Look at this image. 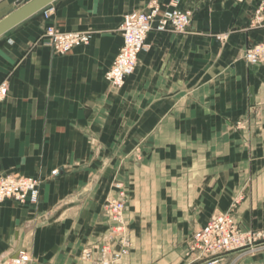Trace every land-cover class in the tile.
I'll return each mask as SVG.
<instances>
[{
    "label": "crops",
    "instance_id": "crops-1",
    "mask_svg": "<svg viewBox=\"0 0 264 264\" xmlns=\"http://www.w3.org/2000/svg\"><path fill=\"white\" fill-rule=\"evenodd\" d=\"M18 1L0 0V20ZM177 1L187 32L151 31L120 88L105 79L120 26L148 0H56L47 21L41 11L0 37V175L40 181L36 205L0 203V263L26 250L32 264H104L116 183L131 242L119 264H189L188 241L219 212L264 229V65L243 58L263 38L250 26L262 0ZM49 25L90 42L56 55ZM235 264H264V252Z\"/></svg>",
    "mask_w": 264,
    "mask_h": 264
},
{
    "label": "built area",
    "instance_id": "built-area-1",
    "mask_svg": "<svg viewBox=\"0 0 264 264\" xmlns=\"http://www.w3.org/2000/svg\"><path fill=\"white\" fill-rule=\"evenodd\" d=\"M239 3L243 0H235ZM178 1L172 0L165 5V0H148L144 10L134 11L123 17L120 26L122 45L110 68L105 74L107 82L115 88L123 86L127 77L137 67L138 56L145 49V42L151 31L158 33L184 34L187 32L191 13L181 10ZM54 11L53 8L43 10V19L47 21ZM250 26L263 31L260 42L249 47L243 55L249 65H264V0L253 11ZM228 35H219V41L227 40ZM88 31H65L55 26H46L42 40L54 54L67 55L73 50L90 42ZM8 97V80L0 81V103ZM55 170L52 174H57ZM40 182L31 177L19 175H0V203L6 200L20 205H36L39 200ZM118 198L110 197L105 203L104 211L113 225L99 248V255L104 264H119L128 255L131 242L127 236L124 220L125 201L120 184ZM118 245V249L114 245ZM264 252V229L242 230L231 212L215 214L200 229L195 231L187 243L186 257L189 264H223L227 254H235L230 264H235L244 257ZM93 252L86 248L81 258L91 261ZM0 264H32V258L26 250H20Z\"/></svg>",
    "mask_w": 264,
    "mask_h": 264
},
{
    "label": "water",
    "instance_id": "water-1",
    "mask_svg": "<svg viewBox=\"0 0 264 264\" xmlns=\"http://www.w3.org/2000/svg\"><path fill=\"white\" fill-rule=\"evenodd\" d=\"M56 0H19L16 8L0 20V37L27 19L43 11Z\"/></svg>",
    "mask_w": 264,
    "mask_h": 264
},
{
    "label": "rangeland",
    "instance_id": "rangeland-1",
    "mask_svg": "<svg viewBox=\"0 0 264 264\" xmlns=\"http://www.w3.org/2000/svg\"><path fill=\"white\" fill-rule=\"evenodd\" d=\"M57 174H58V173H57ZM52 175L54 176V175H56V174H52ZM31 178H32V177H31ZM35 179H37V178H35ZM37 180H38V179H37ZM38 181H39V180H38ZM39 182H40V181H39ZM119 184H120V183H119ZM120 185H121V184H120ZM39 186H40V185H39ZM108 200H109V198H108ZM108 200H107V201H108ZM124 201H125V199H124ZM221 213H222V212H221ZM215 214H220V212H219V213H215ZM130 249H131V248H130ZM129 251H130V250H129ZM129 253H130V252H129ZM129 253H128V254H129Z\"/></svg>",
    "mask_w": 264,
    "mask_h": 264
},
{
    "label": "bare ground",
    "instance_id": "bare-ground-1",
    "mask_svg": "<svg viewBox=\"0 0 264 264\" xmlns=\"http://www.w3.org/2000/svg\"><path fill=\"white\" fill-rule=\"evenodd\" d=\"M116 184H117V183H116ZM116 184H115V185H116ZM118 184H119V183H118ZM115 185H114V188L118 191V188H116ZM120 189H122V185H120ZM115 199H117V198H115Z\"/></svg>",
    "mask_w": 264,
    "mask_h": 264
}]
</instances>
